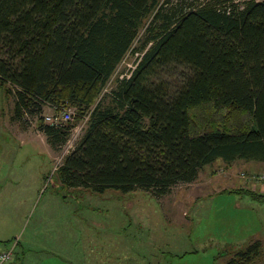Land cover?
I'll return each instance as SVG.
<instances>
[{
  "label": "trees",
  "instance_id": "16d2710c",
  "mask_svg": "<svg viewBox=\"0 0 264 264\" xmlns=\"http://www.w3.org/2000/svg\"><path fill=\"white\" fill-rule=\"evenodd\" d=\"M129 51L141 52L136 66L99 100ZM2 88L11 120L56 150L75 125L46 122V109L88 115L56 167L63 185L162 198L218 159L264 162V0H0V102ZM203 104L252 120L196 132L190 110ZM262 247L256 239L227 264L257 261ZM22 248H0L13 250L5 264H23Z\"/></svg>",
  "mask_w": 264,
  "mask_h": 264
},
{
  "label": "rangeland",
  "instance_id": "374dc122",
  "mask_svg": "<svg viewBox=\"0 0 264 264\" xmlns=\"http://www.w3.org/2000/svg\"><path fill=\"white\" fill-rule=\"evenodd\" d=\"M140 54H126L99 100L117 78L130 75ZM1 91L0 248L21 239L27 252L15 253V262L227 264L237 250L261 239L263 255L249 264H264V162L218 159L194 182L181 183L162 198L144 190L70 188L59 181L56 167L87 129L88 115L62 121L75 126L67 144L56 150L43 132L23 130L11 120L13 98ZM190 115L196 132L248 129L252 120L243 109L210 104L192 108Z\"/></svg>",
  "mask_w": 264,
  "mask_h": 264
},
{
  "label": "built area",
  "instance_id": "2783aa9c",
  "mask_svg": "<svg viewBox=\"0 0 264 264\" xmlns=\"http://www.w3.org/2000/svg\"><path fill=\"white\" fill-rule=\"evenodd\" d=\"M236 1L239 2L242 0H236ZM75 111H76L75 108H74V110L72 108H70V110H66L60 117L58 114H53V115L46 116V118L49 119L51 124H59L65 119L66 120L72 119L73 115L76 114ZM12 256H13V250L12 249L0 250V264H5V263L9 262L12 259Z\"/></svg>",
  "mask_w": 264,
  "mask_h": 264
},
{
  "label": "crops",
  "instance_id": "0c3cea01",
  "mask_svg": "<svg viewBox=\"0 0 264 264\" xmlns=\"http://www.w3.org/2000/svg\"><path fill=\"white\" fill-rule=\"evenodd\" d=\"M0 107H1V102H0ZM226 188H227V187H226ZM227 189H230V188H227ZM254 240H256V239H252L251 242L254 241ZM251 242H250V243H251ZM25 251H26V249H25ZM26 252H27V251H26ZM152 261H153V260H152ZM153 263H154V261H153Z\"/></svg>",
  "mask_w": 264,
  "mask_h": 264
}]
</instances>
